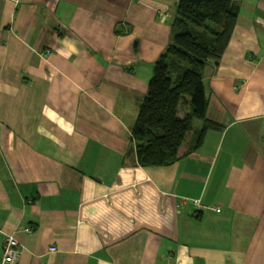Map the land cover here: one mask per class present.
<instances>
[{"label":"crops","instance_id":"obj_1","mask_svg":"<svg viewBox=\"0 0 264 264\" xmlns=\"http://www.w3.org/2000/svg\"><path fill=\"white\" fill-rule=\"evenodd\" d=\"M235 1L203 78L218 127L145 167L132 128L179 0H0V264H264V0Z\"/></svg>","mask_w":264,"mask_h":264},{"label":"trees","instance_id":"obj_2","mask_svg":"<svg viewBox=\"0 0 264 264\" xmlns=\"http://www.w3.org/2000/svg\"><path fill=\"white\" fill-rule=\"evenodd\" d=\"M240 5L235 0H179L168 44L154 62L147 95L132 128L139 163L165 166L196 129L193 150L218 125L207 117L204 74L217 67L233 35Z\"/></svg>","mask_w":264,"mask_h":264},{"label":"built area","instance_id":"obj_3","mask_svg":"<svg viewBox=\"0 0 264 264\" xmlns=\"http://www.w3.org/2000/svg\"><path fill=\"white\" fill-rule=\"evenodd\" d=\"M195 204L200 208H205V209L206 208H211V209L214 208V207L203 205L199 199L195 201ZM24 231L31 233V232H33V228L30 226H25ZM21 250H22L21 244H20V241L17 239V237L14 236L13 234L7 235L5 240H4V261L6 263L16 262V260L18 259V257L21 254ZM50 250L55 251V250H57V247L51 246Z\"/></svg>","mask_w":264,"mask_h":264},{"label":"rangeland","instance_id":"obj_4","mask_svg":"<svg viewBox=\"0 0 264 264\" xmlns=\"http://www.w3.org/2000/svg\"><path fill=\"white\" fill-rule=\"evenodd\" d=\"M152 70H153V67H152Z\"/></svg>","mask_w":264,"mask_h":264}]
</instances>
